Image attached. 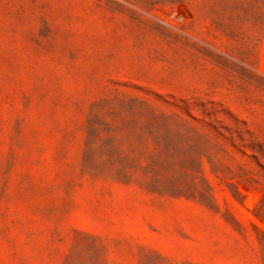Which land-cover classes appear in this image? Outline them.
I'll list each match as a JSON object with an SVG mask.
<instances>
[{
    "label": "rangeland",
    "instance_id": "1",
    "mask_svg": "<svg viewBox=\"0 0 264 264\" xmlns=\"http://www.w3.org/2000/svg\"><path fill=\"white\" fill-rule=\"evenodd\" d=\"M0 264H264V0H0Z\"/></svg>",
    "mask_w": 264,
    "mask_h": 264
}]
</instances>
